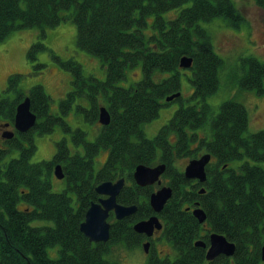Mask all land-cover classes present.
Instances as JSON below:
<instances>
[{
    "label": "trees",
    "instance_id": "16d2710c",
    "mask_svg": "<svg viewBox=\"0 0 264 264\" xmlns=\"http://www.w3.org/2000/svg\"><path fill=\"white\" fill-rule=\"evenodd\" d=\"M264 8V0H257ZM73 8V12L63 13ZM180 8L170 20L167 11ZM154 16L149 27L148 20ZM222 17L239 25L241 12L232 0H0V43L14 31L38 27L41 36L72 20L77 26V46L98 56L107 66L105 80L86 75L75 59L53 57L72 73L73 88L60 101L61 114L50 111V96L43 85L28 91L21 88L23 75L8 77L6 92L0 95V129L13 127L15 135L6 139L0 133V162L14 150L19 157L0 165V264H122L105 258L114 244L132 248L146 238L133 225L156 214L150 205L155 186H138L133 172L139 164L156 166L165 163L161 176L171 186L173 195L158 213L164 223L162 233L176 250L174 259L151 253L146 264H264L261 247L264 241V168L251 161H264V129L247 133L249 113L234 98L223 102L217 113L206 98L220 86L219 69L223 59L214 51L211 37L200 22ZM47 46L34 42L28 49L34 73L46 65L37 62ZM193 59L194 97L203 104L181 106L158 134L149 138L142 125L159 116L170 95L181 93V58ZM142 62L143 78L129 87L119 85L127 69ZM241 76L236 80L246 90L264 95V61L250 56L242 59ZM156 71L170 72L155 80ZM26 97L38 119L28 132L14 128L16 109ZM108 108L111 122L100 126L98 136L89 141L87 131L73 128L65 116L75 109L85 121L99 122V109ZM9 123V127L4 125ZM60 126L70 133L83 152H72L66 137L56 142L52 159L31 162L36 150L35 135L47 134ZM102 148L109 150L105 164L95 171V158ZM210 153L214 162L206 166L205 182L188 179L176 166V159H193ZM245 160L239 167L231 163ZM62 165L67 190L53 191L51 177L56 165ZM126 179L118 202L138 206L137 212L122 220L111 213V237L107 242H91L81 231V223L92 202L102 195L96 186L106 180ZM205 192L201 193V189ZM76 195L77 206L68 194ZM26 202L19 208V202ZM199 205L207 220L200 223L192 208ZM49 220L53 225H33ZM224 234L236 244L234 256L206 259V248L196 246L203 239L209 245V234ZM60 246L57 258L49 257V247Z\"/></svg>",
    "mask_w": 264,
    "mask_h": 264
},
{
    "label": "rangeland",
    "instance_id": "374dc122",
    "mask_svg": "<svg viewBox=\"0 0 264 264\" xmlns=\"http://www.w3.org/2000/svg\"><path fill=\"white\" fill-rule=\"evenodd\" d=\"M243 16L242 22L231 24L229 20L217 17L212 21H202L200 24L208 31L214 51L223 59L224 63L219 69L220 86L216 93L206 98L208 103L217 113L221 104L229 99L243 103L249 113V128L247 133H254L264 129V95H260L256 90H246L240 87L236 80L237 76L243 74L242 59L246 57H256L264 61V8L260 6L257 0H232ZM180 8L167 11L163 17L167 20L175 18L179 14ZM73 12V8L63 13ZM154 16L148 20L149 27L145 29V33L151 32V23ZM77 26L72 20L62 22L54 28H46V36H41V30L38 27L25 28L14 31L3 42L0 43V95L14 98L13 92H6L8 86V77L14 73L23 75L21 80V88L28 91L36 84L43 85L46 93L50 96V111L54 114H61L60 101L73 88L72 73L65 70L60 63L53 57L58 55L62 60L75 59L82 66L86 75L93 74L100 80H105L107 76V66L98 56L92 55L77 46ZM37 41L43 42L47 49L40 51L37 56V62L44 63L46 67L38 73H34L33 63L28 58V49ZM126 79L119 82V85L129 87L133 83L143 78L142 62L134 67H129L126 72ZM171 75L170 72L156 71L155 80H162ZM193 70L183 68L181 70V96L182 100H175L169 104H165L159 111V116L155 119L145 122L142 128L149 138L155 137L160 129L167 124L174 116L175 112L183 105L203 104L202 100L194 97V86L192 84ZM65 120L73 127H80L87 131L89 141H94L100 130V122L91 124L84 120L82 116L76 114L75 109L65 116ZM1 127V126H0ZM13 129V127H9ZM3 130L0 129V133ZM66 137L72 152L77 150L83 152L82 146H76L71 138L70 133L57 126L55 130L47 134H36L35 145L36 150L31 157V162H40L50 160L56 152V142ZM109 150L102 148L95 158L94 168L98 171L106 162ZM20 151L14 149L10 151L0 165L7 164L12 158L19 157ZM200 157V156H199ZM198 158V157H196ZM194 159V158H193ZM191 159L178 158L176 166L185 170V167ZM245 160H236L231 163L234 168L239 167ZM251 164L259 165L264 168V161ZM162 183L154 184L157 190L165 185V180L161 177ZM53 191L62 192L67 190L66 179H58L53 172L51 177ZM73 198V205L77 206L76 195L73 191H68ZM26 202L21 200L18 207L24 208ZM110 218V217H109ZM109 222H112L109 221ZM33 225H53L52 221L42 220L34 221ZM132 248L125 244H114L112 252L106 254L105 258L110 261H120L122 264H146L151 253L157 254L160 258L169 257L174 259L176 250L171 242L162 233L161 230L156 231L149 253H146L143 242ZM263 244V243H262ZM60 246L49 247L47 253L51 258L59 256Z\"/></svg>",
    "mask_w": 264,
    "mask_h": 264
},
{
    "label": "water",
    "instance_id": "95a60500",
    "mask_svg": "<svg viewBox=\"0 0 264 264\" xmlns=\"http://www.w3.org/2000/svg\"><path fill=\"white\" fill-rule=\"evenodd\" d=\"M193 59L188 56L181 58L180 67L190 68L192 66ZM181 93L170 95L166 98L167 101H171L180 96ZM99 122L102 125H108L111 122V114L107 107L101 106L99 109ZM37 115L31 110L30 98L26 97L20 102L16 109V115L14 119V128L19 133L28 132L32 129L37 122ZM9 123H6L4 127L8 128ZM15 135L13 129H6L2 133V137L10 139ZM211 154L206 153L198 158L191 159L185 167L184 174L188 179H196L199 182H205L207 179L206 166L211 161ZM166 170V164H158L156 166H148L145 164H139L133 172V178L138 186L145 187L162 183L161 176ZM54 173L58 179H64L65 173L62 165L58 164L54 168ZM126 184V179L120 178L117 181L106 180L100 182L96 186V192L102 195V198L97 202H92L88 208L85 219L81 223V231L85 236L94 243L107 242L111 237V223L109 217L111 213L114 214L117 220H122L126 217L134 215L138 206L124 205L118 202L117 198ZM201 193L205 192V188L201 189ZM173 195V189L171 186L163 185L155 190L150 195V205L156 214L150 216L147 219L137 221L133 225L135 232L144 234L148 238L152 237L155 230H161L163 223L160 220L158 213H160L166 203L171 199ZM193 215L198 219L200 223H204L207 220L206 211L199 205L193 209ZM196 246L206 248V259L213 261L221 255L232 257L236 251V244L230 241L224 234L218 232H212L209 236V245L203 239H199L195 242ZM145 252L150 250V241H146L143 244ZM262 260H264V241L261 247Z\"/></svg>",
    "mask_w": 264,
    "mask_h": 264
},
{
    "label": "flooded vegetation",
    "instance_id": "af4514ba",
    "mask_svg": "<svg viewBox=\"0 0 264 264\" xmlns=\"http://www.w3.org/2000/svg\"><path fill=\"white\" fill-rule=\"evenodd\" d=\"M212 156V155H211ZM215 161V158H211V161L210 162H214ZM194 180H196V179H194ZM163 186V185H162ZM160 188V187H159ZM193 209H194V207L192 208V211H193ZM159 216V215H158ZM115 217V216H114ZM160 218V217H159ZM160 220H161V218H160ZM162 221V220H161ZM162 223H163V221H162ZM163 228H164V223H163ZM163 228L161 229V231L163 230ZM156 231H158V230H155V232H154V234H153V236L152 237H150V238H148L146 235H144V236H146V240L143 242V244L146 242V241H150V245H151V243H152V240H153V238H154V235H155V233H156ZM209 236H210V234H209ZM147 253V252H146ZM149 253V252H148Z\"/></svg>",
    "mask_w": 264,
    "mask_h": 264
}]
</instances>
